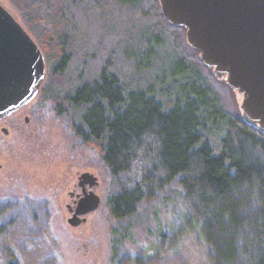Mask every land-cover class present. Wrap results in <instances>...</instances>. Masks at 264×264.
I'll return each instance as SVG.
<instances>
[{"label": "rangeland", "instance_id": "rangeland-1", "mask_svg": "<svg viewBox=\"0 0 264 264\" xmlns=\"http://www.w3.org/2000/svg\"><path fill=\"white\" fill-rule=\"evenodd\" d=\"M0 5L42 49L45 73L40 89L48 83L66 86L70 76L79 72L92 78L102 66L122 78L138 80L140 86L150 84L155 73L158 78L175 70L174 60L164 68L158 63L181 46L176 33L167 28L153 44L150 34L156 26L149 1L134 8L117 0H0ZM58 13L64 17L60 30L74 41L71 60L60 73L52 70L55 50L48 55L42 48ZM182 41L192 53L185 36ZM138 58L143 64L149 62V69L136 71ZM203 72L224 110L237 115L239 96L211 70L203 68ZM40 93L0 120V225L6 228L0 240V264H5V246L15 254L16 264H214L210 244L187 214L177 180L155 198L140 202L132 216L112 219L105 201L117 190L115 179L98 151L74 134L67 115H58ZM82 172L97 177L92 190L100 202L84 222L72 227L67 223L71 215L67 205L70 192L79 189Z\"/></svg>", "mask_w": 264, "mask_h": 264}, {"label": "trees", "instance_id": "trees-1", "mask_svg": "<svg viewBox=\"0 0 264 264\" xmlns=\"http://www.w3.org/2000/svg\"><path fill=\"white\" fill-rule=\"evenodd\" d=\"M143 1L154 9V45L161 30L176 33L181 49L158 63L164 68L174 60L173 72L158 78L155 73L150 84L140 86L102 66L89 79L79 72L66 86L45 84L39 97L50 100L58 115H67L74 134L98 151L115 179L117 190L105 201L112 219L132 216L140 202L177 180L187 214L210 244L214 264H264V135L245 125L239 113L224 110L197 51L189 47V53L182 45L185 29L168 23L157 0H117L127 8ZM60 15L54 14L53 32L42 45L48 55L55 50L56 73L65 70L74 47L73 38L60 30ZM134 61L136 71L149 69V62ZM5 231L0 225V240ZM3 251L4 263L16 264L7 246Z\"/></svg>", "mask_w": 264, "mask_h": 264}, {"label": "water", "instance_id": "water-1", "mask_svg": "<svg viewBox=\"0 0 264 264\" xmlns=\"http://www.w3.org/2000/svg\"><path fill=\"white\" fill-rule=\"evenodd\" d=\"M172 26L185 29L187 44L202 65L238 95L242 122L264 135V0H157ZM43 54L29 33L0 5V120L33 101L44 79ZM28 119L25 117V122ZM7 133L6 130H3ZM90 189L67 223L76 227L96 210L97 177L78 176Z\"/></svg>", "mask_w": 264, "mask_h": 264}, {"label": "flooded vegetation", "instance_id": "flooded-vegetation-1", "mask_svg": "<svg viewBox=\"0 0 264 264\" xmlns=\"http://www.w3.org/2000/svg\"><path fill=\"white\" fill-rule=\"evenodd\" d=\"M89 190L90 189L86 185L84 188L79 187L78 190L74 189L72 192H70V201H71V203L67 205L68 210H73V208H74L76 202L78 201V199L83 195L84 192H88Z\"/></svg>", "mask_w": 264, "mask_h": 264}]
</instances>
